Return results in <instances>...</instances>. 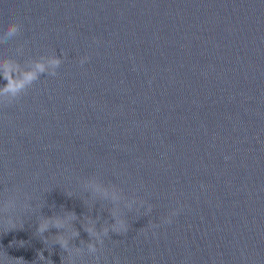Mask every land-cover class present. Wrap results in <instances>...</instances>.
Listing matches in <instances>:
<instances>
[{
    "label": "water",
    "instance_id": "95a60500",
    "mask_svg": "<svg viewBox=\"0 0 264 264\" xmlns=\"http://www.w3.org/2000/svg\"><path fill=\"white\" fill-rule=\"evenodd\" d=\"M14 21L0 58L64 62L0 104V202L20 194L0 264H61L37 227L65 209L75 264H264V0H0V31ZM92 176L147 202L121 201L129 230L96 255L84 217L114 220Z\"/></svg>",
    "mask_w": 264,
    "mask_h": 264
},
{
    "label": "clouds",
    "instance_id": "9594fccd",
    "mask_svg": "<svg viewBox=\"0 0 264 264\" xmlns=\"http://www.w3.org/2000/svg\"><path fill=\"white\" fill-rule=\"evenodd\" d=\"M22 29L19 22H11L7 27L0 31V43H6L9 40L17 37ZM22 53V46L17 49ZM90 60V56L84 55L80 57L79 63L83 65ZM64 62L61 55H57L54 51L51 54H44L38 58H29L21 63L14 57L0 58V78L6 83L0 85V104H11L20 98L27 90L40 79L41 75L47 74L56 76L58 69ZM83 188L90 193L92 198L98 200L110 201L113 207L110 209V215L113 218V223H105L102 227H97V220L92 216L84 217L82 223L83 229L88 233L90 239L86 241V250L89 254L96 255L102 249L104 237L109 233L125 234L129 230L127 219L123 215L121 201L131 210L137 205L143 207L147 202L135 194L129 199L125 196L123 189L115 184H105L96 176L89 177L83 181ZM19 192L9 194L0 202V220L5 224H10L15 227L17 218L14 213L18 207ZM31 196L25 194V199L22 208L27 211L32 205L29 203ZM152 205L148 204V210L151 211ZM180 209H173L165 218L166 223L172 222V217L177 215ZM81 217L74 210H66L63 215L53 213L51 216H41L39 218L37 232L44 236L45 233L55 228L58 232L50 237L44 236L45 242L50 238L54 244H59L60 248L66 256L61 257V264H64L65 258L67 264H75L74 257L82 255L85 252V247L77 246L72 241L80 236V230L75 227V221ZM158 226V225H157ZM81 243H84L83 241ZM41 260L45 259L43 251L39 252ZM119 264V261H116Z\"/></svg>",
    "mask_w": 264,
    "mask_h": 264
}]
</instances>
